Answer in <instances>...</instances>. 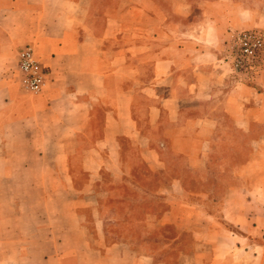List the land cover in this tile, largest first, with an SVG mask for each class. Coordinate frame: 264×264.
<instances>
[{
	"label": "crops",
	"instance_id": "0c3cea01",
	"mask_svg": "<svg viewBox=\"0 0 264 264\" xmlns=\"http://www.w3.org/2000/svg\"><path fill=\"white\" fill-rule=\"evenodd\" d=\"M249 30H264V0H0L1 145L16 134L54 144L64 155L55 166L74 168L73 182L86 175L85 218L103 172L122 182L140 166L155 177L208 166L207 180L167 177L157 191L165 209L148 214L179 233L175 264H264V56L250 76L226 61L234 37ZM28 45L46 73L39 94L24 88L18 69ZM220 166L235 167L233 178H214ZM94 213L103 245L92 249L93 264L169 262L108 244ZM18 238L0 233V264L30 261Z\"/></svg>",
	"mask_w": 264,
	"mask_h": 264
},
{
	"label": "rangeland",
	"instance_id": "374dc122",
	"mask_svg": "<svg viewBox=\"0 0 264 264\" xmlns=\"http://www.w3.org/2000/svg\"><path fill=\"white\" fill-rule=\"evenodd\" d=\"M41 139L39 135L25 137L16 134L8 148L2 146L0 140V181L5 175L10 178L7 182H0V233L7 234L9 243L15 241L16 236L20 237L17 251L29 257L27 264H43L40 257H62L67 253L80 257L79 264L97 261L92 249L103 245V239L99 240L102 235L98 227L100 222L95 213L92 215V209L97 207L104 220L103 233L108 244L129 243L140 253H152L157 259L167 258V264H175L179 254L176 248L179 233L173 227H157L154 218L151 220L148 214H160L165 209L157 191L167 177L182 175L192 180L193 176H199L207 180L208 166L201 165L195 170L188 165L171 167L167 177L149 176L145 167L140 166L122 182L103 172L95 188L98 205L95 199H87L89 216L85 218V207L80 202L85 195L80 189L85 184L86 175L79 173V179L73 182L74 168L68 167L67 162L64 166L54 165L59 155L64 158L63 152L59 154L53 149L54 144L39 142ZM221 143L218 141L217 145L222 146ZM234 168L220 166L212 175L216 179L221 175L233 178ZM128 170L130 168L125 165V171ZM182 239L186 246L192 242L190 233ZM96 256L99 260L98 253Z\"/></svg>",
	"mask_w": 264,
	"mask_h": 264
},
{
	"label": "built area",
	"instance_id": "2783aa9c",
	"mask_svg": "<svg viewBox=\"0 0 264 264\" xmlns=\"http://www.w3.org/2000/svg\"><path fill=\"white\" fill-rule=\"evenodd\" d=\"M226 61L237 75H253L264 56V30L239 32L228 48ZM18 69L22 84L32 94H39L46 85L45 69L30 45L18 52Z\"/></svg>",
	"mask_w": 264,
	"mask_h": 264
}]
</instances>
